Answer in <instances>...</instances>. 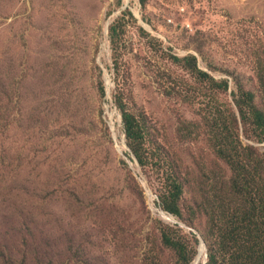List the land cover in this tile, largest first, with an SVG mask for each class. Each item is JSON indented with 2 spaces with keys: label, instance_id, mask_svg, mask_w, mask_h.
<instances>
[{
  "label": "rangeland",
  "instance_id": "rangeland-1",
  "mask_svg": "<svg viewBox=\"0 0 264 264\" xmlns=\"http://www.w3.org/2000/svg\"><path fill=\"white\" fill-rule=\"evenodd\" d=\"M240 90L264 111V0H0V264H205L246 205L219 144L264 154Z\"/></svg>",
  "mask_w": 264,
  "mask_h": 264
},
{
  "label": "trees",
  "instance_id": "trees-1",
  "mask_svg": "<svg viewBox=\"0 0 264 264\" xmlns=\"http://www.w3.org/2000/svg\"><path fill=\"white\" fill-rule=\"evenodd\" d=\"M197 71L203 78L213 81L206 72L200 69ZM254 98L251 91L240 90L236 103L239 114L254 124L259 139L264 140V111L256 106ZM118 104L122 111L128 143L139 162L143 163V123L135 113L126 109L121 101ZM222 145L219 144L217 152L231 165L234 172L231 187L235 193L242 196L246 205L235 207L223 222L218 218L208 221L210 240L207 242L205 264H264V154L256 149L244 148L235 154L236 157H241L239 160L232 158L234 152L230 155ZM247 159L248 162L245 163ZM182 192L180 182H172L167 192L161 196L164 207L180 213L179 200ZM177 235L164 230L162 238L165 244L176 249L179 257L186 260L184 243Z\"/></svg>",
  "mask_w": 264,
  "mask_h": 264
},
{
  "label": "water",
  "instance_id": "water-1",
  "mask_svg": "<svg viewBox=\"0 0 264 264\" xmlns=\"http://www.w3.org/2000/svg\"><path fill=\"white\" fill-rule=\"evenodd\" d=\"M199 251H203V256L206 257V253H205V247H204V244H203V241L201 240V244L199 246ZM205 261V260H204Z\"/></svg>",
  "mask_w": 264,
  "mask_h": 264
},
{
  "label": "bare ground",
  "instance_id": "bare-ground-1",
  "mask_svg": "<svg viewBox=\"0 0 264 264\" xmlns=\"http://www.w3.org/2000/svg\"><path fill=\"white\" fill-rule=\"evenodd\" d=\"M160 212H161V214H163V215H167V214H166V212H165V211H163V210H161ZM170 216H171V215H170ZM202 253H203V251H199V254H198V256H199V255H201ZM197 258H198V257H197ZM196 260H197V259H196ZM196 260H195V261H196ZM195 261H194V263H193V264H195Z\"/></svg>",
  "mask_w": 264,
  "mask_h": 264
}]
</instances>
